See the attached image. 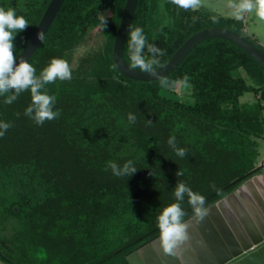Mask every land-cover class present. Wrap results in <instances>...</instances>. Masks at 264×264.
<instances>
[{
    "label": "trees",
    "instance_id": "16d2710c",
    "mask_svg": "<svg viewBox=\"0 0 264 264\" xmlns=\"http://www.w3.org/2000/svg\"><path fill=\"white\" fill-rule=\"evenodd\" d=\"M49 1L0 0V7L14 8L29 23L16 35L15 55ZM125 1L64 0L28 60L39 76L52 58L64 57L88 28L102 21L101 11H110L103 25V50L83 57L85 65L70 80L45 85L56 98L55 119L37 125L25 115L30 90L12 104L4 100L13 93L0 95V122L11 124L0 137V174L17 163L33 176L8 199L7 209L19 224L9 238L10 248L0 246L6 264H130L127 254L159 230L156 216L173 204L176 186L171 182H189L191 176L202 181L212 174V187L201 194L205 205L261 169L255 138H264L263 68L234 42L215 37L195 45L162 77L167 86L160 79L125 76L113 68V41ZM132 25L164 52L154 67L189 35L211 26L235 30L264 52L243 33L240 19L200 8L185 10L171 0H138ZM124 56L130 63L126 42ZM239 70L245 75L234 73ZM177 81L190 85L192 101L163 94ZM246 92L256 95L250 104L240 102ZM170 137L186 150L185 156L176 154ZM128 160L136 173L113 175L109 162L122 166ZM181 209L184 216L194 211L189 202Z\"/></svg>",
    "mask_w": 264,
    "mask_h": 264
},
{
    "label": "water",
    "instance_id": "95a60500",
    "mask_svg": "<svg viewBox=\"0 0 264 264\" xmlns=\"http://www.w3.org/2000/svg\"><path fill=\"white\" fill-rule=\"evenodd\" d=\"M64 0H50L29 39L18 52L27 60L40 43L38 33L45 35ZM138 0H126L113 41V59L117 68L132 79L151 81L173 71L190 50L208 38H224L249 53L264 70V52L247 37L230 28L211 26L189 35L174 53L155 67L157 76L131 69L124 56L129 25L132 24ZM159 77V78H158ZM257 167L264 168V160ZM203 217L195 212L183 218L187 240L178 247V255L166 254L160 235L127 254L130 264H264V173L254 174L223 197L204 208Z\"/></svg>",
    "mask_w": 264,
    "mask_h": 264
},
{
    "label": "clouds",
    "instance_id": "9594fccd",
    "mask_svg": "<svg viewBox=\"0 0 264 264\" xmlns=\"http://www.w3.org/2000/svg\"><path fill=\"white\" fill-rule=\"evenodd\" d=\"M171 2L185 10H195L200 6L201 0H171ZM236 12V18L242 19V14L255 11L256 15L264 20V0H237L232 5ZM103 25L107 26V18L102 14ZM29 26L23 15H17L14 8L0 7V95L13 93L6 96L5 104H12L18 96L25 91L31 93V104L26 108L25 115L31 117L37 125H43L46 120H53L58 112L54 111L56 98L48 94L45 85L55 83L56 80H70L72 69L68 62L62 58H52L49 64L36 75L35 67L25 58L20 57L17 63L15 55L16 45L14 43L16 35ZM45 33L41 30L38 39L44 40ZM126 46L129 52V67L139 69L145 73L157 76L155 65L159 63L158 57L164 52L155 44L147 43L143 29L129 25ZM147 50V51H145ZM116 65H113L115 68ZM159 78V77H158ZM162 86H167L169 82L164 78H159ZM187 79V77H185ZM19 115V114H17ZM129 121L135 122V116L129 114ZM11 127L10 123L0 122V137ZM169 145L180 157L185 156L186 150L177 148L175 137H170ZM108 167L113 175L117 177L129 176L136 173L137 168L133 161L128 160L122 166L110 161ZM177 177L183 175L181 171L176 172ZM176 201H183L185 195L189 197V203L193 206L197 217H203L204 198L193 192L185 183L177 181L175 188ZM184 212L179 203L167 206L158 218L160 230V242L166 254L178 255L179 245L187 240V225L183 221Z\"/></svg>",
    "mask_w": 264,
    "mask_h": 264
},
{
    "label": "rangeland",
    "instance_id": "374dc122",
    "mask_svg": "<svg viewBox=\"0 0 264 264\" xmlns=\"http://www.w3.org/2000/svg\"><path fill=\"white\" fill-rule=\"evenodd\" d=\"M166 0H160L161 4ZM237 0H201L200 6L198 8L202 10H208L209 12L224 17L236 18L235 9L232 7ZM103 15L110 14L109 10H103L100 13V17ZM243 25V33L249 36L257 44L264 47V20L260 19L255 11L242 14V19H240ZM106 42V37L103 29L102 21L87 29V33L81 42L73 47L71 50L64 54L62 59L66 60L72 69L79 68L81 65H85L82 60L85 56H90L97 51H101L104 48ZM237 75L241 73L245 75L242 70L234 72ZM163 94L172 99H178L183 101H192L191 89L188 83L177 81L169 90L163 89ZM256 98L253 92H246L241 96V103L250 104ZM255 143L259 149L258 163L260 164L264 160V138H255ZM32 174L26 170L20 164L14 163L0 174V246L2 248H10L9 238L13 235L14 231L18 227V219L16 216L9 213L7 209L8 199L15 197L22 190V181L29 180ZM33 177V176H32ZM195 176H191L189 182L185 183L193 192L201 195L206 193L212 187L213 178L212 174L205 176L202 181L193 179ZM208 177V178H207ZM212 180V181H210ZM169 182V181H168ZM21 183V184H20ZM170 184V182H169ZM173 186H176L177 182H171ZM176 188V187H175ZM176 199H173V203H176ZM189 202V197H184L183 201H178L182 207L185 203ZM167 205V204H166ZM17 208V207H15ZM159 218V216H156ZM0 264H6L0 259Z\"/></svg>",
    "mask_w": 264,
    "mask_h": 264
},
{
    "label": "flooded vegetation",
    "instance_id": "af4514ba",
    "mask_svg": "<svg viewBox=\"0 0 264 264\" xmlns=\"http://www.w3.org/2000/svg\"><path fill=\"white\" fill-rule=\"evenodd\" d=\"M262 171H264V168H261V169L259 170V172H262ZM259 172L257 171V172H255V173H259ZM255 173H253V174H255ZM253 174H251V175H253ZM251 175H250V176H251ZM250 176H248L247 178H249ZM247 178H244V179H242L241 181H239L235 187H237L238 185H240L241 183H243ZM235 187H234L233 189H231L229 192L233 191V190L235 189ZM229 192H227V193H229ZM227 193H225L224 195H226ZM224 195H222V196H220V197H223ZM220 197H219V198H220ZM217 199H218V198H217ZM217 199H215V200H213V201H211V202L205 204V205L203 206V208H205L206 205L213 203V202L216 201ZM192 213H194V211H192V212L189 213L188 215L184 216L183 218H185V217L191 215ZM159 235H160V230H158L157 232H155V233L152 234V235H149V236L145 237V239H143L141 242H139V243L136 245V248H137L139 245L143 244L144 242H146V241H148V240H150V239H152V238H154V237H157V236H159ZM136 248H135V249H136ZM135 249H133V250H135ZM133 250H132V251H133Z\"/></svg>",
    "mask_w": 264,
    "mask_h": 264
},
{
    "label": "crops",
    "instance_id": "0c3cea01",
    "mask_svg": "<svg viewBox=\"0 0 264 264\" xmlns=\"http://www.w3.org/2000/svg\"><path fill=\"white\" fill-rule=\"evenodd\" d=\"M257 163H258V161H257ZM257 163H256V164H257ZM258 172H259V171H258ZM262 173H264V171L259 172V173H255V174H262ZM253 175H254V174H253ZM253 175H251V176H253ZM251 176H250V177H251ZM250 177H249V178H250Z\"/></svg>",
    "mask_w": 264,
    "mask_h": 264
}]
</instances>
